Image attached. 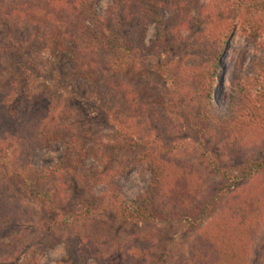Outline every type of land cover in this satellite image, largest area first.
<instances>
[{"label": "rangeland", "instance_id": "374dc122", "mask_svg": "<svg viewBox=\"0 0 264 264\" xmlns=\"http://www.w3.org/2000/svg\"><path fill=\"white\" fill-rule=\"evenodd\" d=\"M250 1L97 0L90 11L78 9L88 16V30L67 44L60 64L49 50L54 28L0 21V264H59L67 248L100 250L105 264H120L111 252L127 244L132 254L141 252L140 264H175L188 254L214 215L194 226L137 223L106 210L104 195L112 184L125 200L143 194L151 173L132 160L147 153L195 171L200 205L220 191L225 179L217 169L231 180L244 162L262 157V132L226 147L217 131L199 133L186 118L200 113L214 38L232 32L212 89L218 113L237 108L241 88H255L263 46L242 26L264 25V11L252 10ZM103 34L118 38L125 49L120 57L98 45ZM132 139L143 148L132 149ZM69 153L78 159L76 169L59 172L46 187L52 208L31 198L20 185V167H62ZM12 217L19 220L7 228ZM94 258L84 264H97ZM248 264H264V219L249 242Z\"/></svg>", "mask_w": 264, "mask_h": 264}, {"label": "trees", "instance_id": "16d2710c", "mask_svg": "<svg viewBox=\"0 0 264 264\" xmlns=\"http://www.w3.org/2000/svg\"><path fill=\"white\" fill-rule=\"evenodd\" d=\"M132 1L135 0H127V3ZM96 2L97 0H22L19 3H13L9 0H0V21L14 18L41 27L54 28L48 44L52 58L56 64H60L63 62V55L67 52V44L85 35L88 30L86 28L88 16H82L78 9L84 6L83 9L90 11L89 8H92ZM249 7L252 10L264 11V0L250 1ZM161 22L160 18L156 19L157 25L160 26ZM242 27L246 29L245 33L249 39L260 40L263 46V55L255 72L257 75L254 79L255 88H241L239 90L241 99L237 108H229L223 114L218 113V109L213 105L212 89L216 86L215 75L219 60L227 49L232 32L223 40L220 37L214 38L208 60L209 82L198 105L200 113L194 117L195 120L189 113L186 116L187 121L195 122L199 133L207 127L217 131L220 144L241 143L244 140L239 139L248 137V133L256 135L262 132L264 138V25L246 23ZM157 34H161L160 27L157 28ZM98 37L97 43L101 49L119 57L124 52L122 44H119L118 40H115L118 38L113 37L112 34H103ZM89 40L95 41L97 36ZM72 56L75 55L72 54ZM74 62L75 60L72 63ZM76 68L82 70L84 67ZM164 75L167 80H170L169 74L165 72ZM199 82L202 84V79H199ZM250 91L255 93V97L251 96ZM57 139H59L58 136ZM128 144L132 149L143 148L142 142L133 139ZM37 145H39L38 142L32 148L35 149ZM31 151L27 152L31 153ZM140 157V160L134 158L132 161L147 164L151 173L150 185L137 198L125 200L121 198L118 187L112 184L104 195V200L110 201L106 210L115 213L118 218L143 224L169 221L194 226L214 215L212 224L196 237L188 254L178 259L175 264H248L249 242L264 219V180H254L256 177H264V139L262 157L257 161L244 162L236 172L238 175L231 180L223 170H216L225 179L220 191L215 197L205 199L200 205L194 204L199 187L195 171L185 165L177 166L159 160L153 154L144 153L139 155ZM76 160L78 161L72 153H69L62 167L34 171L22 166L18 172L20 185L31 198L52 208V199L46 192V187L59 172L72 173L76 169L74 166H77ZM104 200H102L103 203ZM159 201L169 208L168 212L160 209ZM17 220L19 219H9L7 228L15 226ZM2 223L3 220H0V234H2ZM123 247L122 249L118 245L114 246L111 253L119 259L116 260L121 261L120 264H140L138 257L141 252L138 250L132 254L134 248L132 244ZM90 251L92 250L73 253L72 248H67L66 256L59 264H84L93 257H96L94 260L97 264H105L104 260H108L100 250L95 249L93 254ZM125 254H128L127 257ZM109 264H115V262L112 261Z\"/></svg>", "mask_w": 264, "mask_h": 264}]
</instances>
